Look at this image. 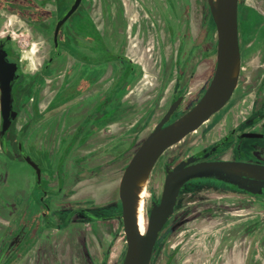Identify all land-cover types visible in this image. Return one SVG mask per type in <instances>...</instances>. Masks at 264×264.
Returning <instances> with one entry per match:
<instances>
[{
	"label": "rangeland",
	"instance_id": "374dc122",
	"mask_svg": "<svg viewBox=\"0 0 264 264\" xmlns=\"http://www.w3.org/2000/svg\"><path fill=\"white\" fill-rule=\"evenodd\" d=\"M145 2V6L150 8V16L146 23L140 20L138 25L142 29L146 25L150 28L148 32L140 33L138 39H148L150 45H157L156 49L159 47L162 56L164 55L168 60L169 58L175 59L179 40H181L178 58L176 56L177 64L185 67V77L188 79L192 76L196 77L193 83L189 84V88L186 86L178 90L176 85L172 91L173 95L169 101L175 95L184 94L185 102H182L178 112L182 114L189 106L192 109L193 104L197 103L215 67L216 31L209 6L207 0H146ZM114 3L116 6V0H86L87 10L95 25L100 28L108 27L111 34L116 27L120 26L118 23L121 19L115 16V9L111 13L110 8ZM263 13L264 0H239L241 47L239 85L221 112L197 133L188 135L161 157L148 178L149 208L151 202L160 198L166 166H174L191 154L209 147L225 132L248 117L251 127L261 124L264 120ZM163 14L164 18H168L167 24L172 26L174 36L178 37L175 42L168 40L166 21L161 25L160 19H163ZM8 22L10 25H7L4 31L11 32L17 40L12 42L15 53L19 54L32 45L37 56L36 62H41V57L45 59L48 56L50 36L47 38L45 32L35 31L31 26L16 21L14 17L8 18ZM2 32L0 29V33L4 35ZM117 36L115 34V37ZM107 44H110L109 40ZM97 59L100 58L97 57ZM65 66L71 67V61L68 60ZM23 69H26L25 64H23ZM109 70L111 69L108 68ZM64 71L63 67H53L48 74L50 76L45 78L43 84L37 76L39 71L35 75L31 73L32 71L26 72L27 78L24 85L18 89V98L27 100L29 95L39 93L37 103L44 109L56 93L57 83L63 79ZM96 72L98 71L93 73ZM92 76L97 77L95 74ZM163 96L159 97L160 101H157L156 105H153L151 101L144 105V109L130 110V120L122 123L124 128L121 137L124 145L122 153L117 158H112L113 156L110 155L102 159H78V162L75 158L81 157L79 155H72L74 159L73 157L68 158L62 166L64 171L59 169L56 172L61 179L63 176H67V179L65 178L64 184L54 195L49 193L43 202L47 206L38 201L35 189H31L33 175L30 168L18 159L17 142L22 141L29 150H44L49 160L56 162L59 146L58 134L72 136L75 127L64 129L61 125L57 129V121L63 114L61 111L59 113L57 111L44 112L43 117L32 122L30 105L20 104L18 118L9 131L6 143L9 153L4 154L0 150V193L8 196L14 192L19 193L10 207L0 203V238L10 239L9 243L12 248L16 244L25 243L33 248L34 243H39L30 264H81L78 258L86 261L88 259L92 264H122L126 243L117 220L104 225L110 237L103 243L97 236L96 240L94 237L90 238L86 218L75 214V217L69 219L68 215H71L72 207L79 202H85L84 204L87 205L88 201L85 200L90 196L95 204L88 208L89 211L92 208V211H96L95 213L100 216L103 214V209H107L109 212L106 214L116 215L120 207L117 190L122 171L167 109L170 102L166 103V97L161 101ZM136 98L143 99L142 97ZM124 104H126L125 108L133 107V105L128 106L127 104L130 103L126 100ZM116 130H119L117 126L107 127L102 134H113ZM111 137L114 138L115 134ZM104 140L105 138L95 136L91 139V143L87 144V151L99 148ZM243 141L248 146L264 145V141L260 139ZM116 145L117 143L114 142L113 147ZM258 149L263 148L258 146L256 150ZM113 150L114 148L111 153H114ZM103 152L104 150L98 151L93 156ZM237 155L236 151L225 150L214 158H235ZM248 157L249 162L264 164V156L261 153H250ZM45 177L49 183L51 179H54L49 175ZM66 181L69 182L66 183ZM61 182L63 183L62 180ZM79 184L80 188H77ZM86 193L87 196H84ZM246 217L251 218V222L249 220L245 222L243 219ZM260 218L264 219L263 199L243 198L229 191L227 187L213 182L190 183L181 192L175 212L159 236L150 264H239L243 259L236 252V247L245 242L244 222L246 229L252 230L254 237L251 242L252 250L258 251L254 255L259 253V238L264 236V225H256L254 221ZM44 219L60 231L44 230V225L41 227V221ZM2 220L7 221L8 228H4ZM104 223L101 222L102 225ZM91 225L95 233L98 224L92 222ZM63 227L67 229L63 230ZM54 232L57 233L56 241L53 240ZM63 237L65 238L64 243L59 249L58 243L60 244ZM27 238L32 240L29 241ZM89 239L92 241L88 244ZM109 246L111 250L109 256H106ZM253 259L258 260V257ZM20 262L21 258H15L14 255L10 257L9 264H20Z\"/></svg>",
	"mask_w": 264,
	"mask_h": 264
},
{
	"label": "flooded vegetation",
	"instance_id": "af4514ba",
	"mask_svg": "<svg viewBox=\"0 0 264 264\" xmlns=\"http://www.w3.org/2000/svg\"><path fill=\"white\" fill-rule=\"evenodd\" d=\"M145 1L146 0H116L117 5L115 6L114 3V5L110 8V10L112 13L115 9L116 12L115 16L121 18L120 22L118 23L120 26L116 27L115 30L113 31V34H111L110 33L111 31L109 30L108 27L100 28L99 26L95 25V22L93 21L90 12L87 10L86 0H81L76 11L60 26L55 41L56 26L59 20L71 8L72 4L74 3V0H0V29L1 31H3L2 33L4 34L2 35L0 33V44L3 46V49L7 54L6 60L8 62L15 63L17 66L18 78L13 83V99H14L13 109L17 112L16 119L18 118L19 115V109H18L19 105L20 104L24 105L28 103L30 105V112L32 114L31 115L32 122L34 120L37 121V119L43 117L44 112L57 111V113H59L61 111L63 112V114L59 117V120L57 121V126H56L57 129H59L61 125L63 126L64 129L72 126L75 127V131L73 132L72 136L58 134L59 146L57 150L58 153H57L56 162L49 160L48 155L44 150H40V149L29 150L22 141L17 142L16 154L19 157L18 159L21 160L30 168L33 175V182L31 185V189H35L38 201L41 204L48 197L49 193L54 195V193L60 190L59 189L60 186L64 184L65 180L67 179V176H63L61 179L58 176V173L56 172H58L59 169L60 171H64L62 169V166L64 162L68 160V158L73 157L72 155L81 156L78 158L77 157L72 158V159L75 158L77 162L78 159H82V160H86V159L88 160L90 158L102 159L103 157L108 158V156L110 155L113 156L112 158H117L118 155L122 153V147L124 145V141H122L123 139L121 137L123 132L122 129L124 128L122 123L125 122L126 120L127 121L130 120L129 118L131 114L130 110L135 111L137 108L142 109L144 105H146L148 102L151 101L153 102L152 103L153 105H156L157 101H160L159 97L163 96V94L164 96L162 97L161 101L166 97V103H168L170 97H172L173 95L172 91L174 90L176 85L178 86V90L181 88L184 89V87L186 86H188L189 88V84L191 85L193 81L196 79L195 76L189 77V79L185 77V73H184L185 67L182 64L179 65L177 64L176 56L178 58L181 40H179V46L177 48L178 50L176 51L175 59L172 60L169 58L168 60V58H166L164 55L162 56L159 47L158 49H156L157 45H153V44L150 45L148 39L146 40L138 39L140 33L144 34L146 31L148 32L149 31L148 28H150V27L147 28L146 25L144 29H142V27L138 25L140 20H143V22L145 21L146 23L148 16H150L149 14L150 8L145 6L146 5ZM164 16L165 15L163 14V19L165 20L160 19L161 25H163V22L165 21L166 24L168 22L167 20L168 18L166 19L164 18ZM10 17H14L16 21L21 22L24 25L31 26L32 28L35 29V31L45 32L47 38L48 36H50L51 44L47 52L48 56L45 59L41 57L40 58L41 62H36L37 56L35 55V50L32 45L27 50H22L19 54L14 52V45L12 44V42L17 40L15 39L13 34H11V32L9 33V31H4L7 25L8 26L10 25L9 22L7 23V20ZM263 20H264V13H263ZM166 30H167L166 34L168 36V40L175 42V40H177L178 37L174 36V30L172 29V26L167 24ZM115 34H117L118 36L115 37ZM19 36L22 37V35ZM238 36H239V1H238ZM107 40L110 41V44H107ZM93 44H95V46ZM239 46H240V38H239ZM216 50H217V35H216ZM216 50H215V67H216ZM97 57L100 59H97ZM240 58H241V47H240ZM68 60H70L72 63L71 67L65 66L67 65ZM23 64L26 65L25 70L23 69ZM52 66L63 67L65 71L62 74L63 79L57 83L58 85L57 91L54 94L50 104H48L43 109L41 105L37 103L39 99V93L29 95L27 100H25V98L23 99L18 98V89L22 85H24L27 78L26 72L28 73L32 71L31 73L35 75L39 71L37 76L38 79L41 81V84H43L45 78L47 76H50L48 74L53 69ZM215 67L207 87L205 88L201 96L198 98L199 100L204 95L205 91L207 90L211 82V79L215 71ZM108 68H110L111 70L108 71ZM104 69H106V71H103ZM94 71H98V72L93 73ZM93 74L97 75L96 77L97 79L92 76ZM262 79H264V75ZM238 85H239V78L237 82V87ZM136 97H142L143 99L138 100ZM178 98H182V101L178 105L174 113L170 116L168 122L164 126L175 122L176 120H178L179 118H181L191 110L190 109L191 106H189V108L186 109L182 114H178L182 102H185V97L184 94L182 93L175 95L174 98L171 101H169L170 103L168 104L167 109L158 119V122L155 124L154 128L164 117L171 104ZM125 100L127 103H130L127 104L128 106L133 105V107L125 108L126 105L124 104ZM230 100L231 98L228 100V102L225 104L224 107H222L218 112L211 115L208 120L204 121L195 131L189 133L188 135H193L197 133L200 129H202L207 123L211 121V119H213V117H215L219 112H221L227 106ZM194 104L193 106H195L197 103L195 105ZM187 110L189 111L187 112ZM107 115L109 116L107 117ZM16 119L12 122L9 130L7 131L4 137L3 146L0 145L1 153L4 154L9 153L7 151L6 143H7L9 131L11 130V127L13 126ZM248 119L249 117L244 121H242L237 126L233 127L231 130L225 132L222 136H220L217 140H215V142H213L209 147L203 148L202 150L194 154H191L190 156L181 160L180 162L185 161L191 157H197L199 159L198 162L231 161V162H244V163L264 165L260 163L249 162L248 160L249 159L248 156L250 153H255V152L261 153L264 156V145L248 146L243 141L245 139H260L264 141V120L262 121L261 124L251 127L250 121ZM0 124H1V114H0ZM113 126H117L119 130H116V132L113 134L110 133L105 135L102 134L103 133L102 131H104V129ZM154 128L151 130V132L154 130ZM63 131L64 130H62V132ZM247 133L259 134L262 135L263 137L262 138L241 137L243 134H247ZM109 134L111 136L115 134V137L112 138ZM188 135H186L183 139H185ZM95 136L105 138L104 143H102V146H100L99 148H92L88 152L87 144L91 143L90 142L91 139H93ZM114 142L117 143L115 147H113ZM19 145L21 146L20 149H19ZM140 145L138 146V148L140 147ZM258 146L263 149L256 150ZM112 148H114L113 150L114 153H111ZM102 150H104L102 154L93 156V154L97 153L98 151L101 152ZM167 150H165V152L159 157L153 168L156 166V164L159 162V160L166 153ZM225 150H229V151L231 150V152L236 151L238 155L235 158H214V156H216L218 153H221L222 151ZM205 155H207L206 158H204ZM24 156H28L40 168L39 185H37L35 171L30 165H28L25 162ZM180 162H178L176 165H178ZM176 165L166 166L164 169V173L167 168L173 169ZM123 172L124 170L122 171V174ZM46 175L54 177V179H51V183H49L48 180H46L45 177ZM61 180L63 181V183L61 182ZM198 181L213 182L216 184L223 185L224 187H227L229 191L235 194L237 193L243 198H260L264 200V194L252 195L248 192L238 189L234 185L225 183L217 179H194L187 182L180 189L172 215L175 212L181 192L188 185H190V183L198 182ZM68 182L69 181H66V183ZM145 182H146L147 196L145 198V204H144V218H145V226H146V222L151 206L152 204L159 203L161 199V195L158 200L151 202V206L149 208V200L147 199L149 196L148 179ZM77 188H80V184L79 186H77ZM117 191L119 192V186ZM84 196H87V193ZM85 201H88L87 205L84 204L85 202L84 203L79 202L78 204L75 205V207H72V210L70 211L71 215L68 214L67 215L69 216L68 217L69 219H72L76 215L86 218L87 232L90 233V238L94 237L96 240V236H97L99 240H101V242L103 243L106 242V239L110 237V234L106 233L105 230H107V227L104 225L113 220H117L119 222L122 231L121 233L124 234L123 224L122 221L120 220V217L122 215V207H121L120 199H119L120 207L118 211L119 214H117L118 212L116 213V215H112L109 213L106 214V212L109 211L107 209H103V214L100 216H98V214L95 213L96 211L95 212L92 211V208L91 211L88 210V208L92 207L93 204H95L92 202L91 196L90 198H86ZM50 202L52 203V199H50ZM43 205L47 206L44 203ZM172 215L168 218L167 222L160 231L157 240L155 242V245L157 244L161 232L168 224ZM250 219L251 218L246 217L243 220L245 222L248 220L251 222ZM41 222H42L41 227L44 225L43 226L44 230L51 229L57 232L60 231L59 228L53 227L48 220L45 221L44 219ZM92 222L98 224V226H96L95 233H93L91 228ZM101 222H105V223L102 225ZM245 222L244 225L246 226ZM254 222L256 225L259 224L264 225V219L262 218H260V220L256 219V221ZM1 223L4 226V228L9 227L7 221L2 220ZM25 226L27 227V224ZM245 226L243 230L245 232L244 235L245 242H243L241 245L238 244L236 247L237 250L236 252H238L239 256L243 259V261L239 264H264V236H261V238H259L260 239L259 253L254 255V253L257 250H252L251 242L252 240H254L253 234L251 233L252 230L248 231L249 229H246L247 226L246 227ZM124 238H125V234H124ZM27 239L29 241L32 240L31 238H27ZM9 241L11 240L8 238L5 237L0 238V264H9L10 257L12 255H14L15 258L16 257L21 258L20 264H30L32 262L30 260L34 257L39 243H34V244L32 243L33 248L32 247L30 248L27 243L22 245L16 244V246L12 248ZM91 241L89 239V242L87 240V243L89 244ZM110 250H111V246L108 247L106 256H109ZM125 253H126V249H125ZM152 256H153V251L149 264L151 263ZM255 257H258V260L253 259ZM78 259L81 261V264H86V263L92 264L91 261L88 259L87 261L83 260V258H78Z\"/></svg>",
	"mask_w": 264,
	"mask_h": 264
},
{
	"label": "water",
	"instance_id": "95a60500",
	"mask_svg": "<svg viewBox=\"0 0 264 264\" xmlns=\"http://www.w3.org/2000/svg\"><path fill=\"white\" fill-rule=\"evenodd\" d=\"M238 1L207 0L217 35L216 67L211 82L204 95L188 113L164 126L182 98L175 100L124 169L118 192L122 207L120 220L126 240V253L122 264H149L157 237L173 213L179 191L191 180L217 179L252 195L264 194V165L231 161L198 162L197 157H191L180 162L173 169H166L161 199L158 204L151 206L144 234L139 232L136 223L135 200L139 183L148 179L153 166L165 150L180 142L224 107L237 87L241 62ZM80 2L81 0H74L71 8L59 20L55 29V41L60 26L76 11ZM6 57L7 54L0 44L1 146L7 131L17 117V112L13 109V83L18 78L17 66L8 62ZM241 137L262 138L263 136L247 133ZM206 157L207 155L204 156ZM24 160L35 171L39 185L40 168L28 156H24Z\"/></svg>",
	"mask_w": 264,
	"mask_h": 264
},
{
	"label": "bare ground",
	"instance_id": "6f19581e",
	"mask_svg": "<svg viewBox=\"0 0 264 264\" xmlns=\"http://www.w3.org/2000/svg\"><path fill=\"white\" fill-rule=\"evenodd\" d=\"M142 180L139 185L138 189L136 191V200H135V218L136 223L139 229V232L141 234H144L145 232V218H144V204H145V198L147 196L146 192V181Z\"/></svg>",
	"mask_w": 264,
	"mask_h": 264
},
{
	"label": "crops",
	"instance_id": "0c3cea01",
	"mask_svg": "<svg viewBox=\"0 0 264 264\" xmlns=\"http://www.w3.org/2000/svg\"><path fill=\"white\" fill-rule=\"evenodd\" d=\"M19 195L18 192H14L12 193L11 196H8V195H4V193H0V203L6 207H10L14 201V199ZM11 214H13V212H11ZM67 228L66 227H63V230H66ZM57 233H54V236L56 235ZM64 237L60 240V244L58 243V248L61 249L62 246H63V243H64ZM53 240L56 241L57 240V237H53ZM68 252H69V247H68Z\"/></svg>",
	"mask_w": 264,
	"mask_h": 264
}]
</instances>
